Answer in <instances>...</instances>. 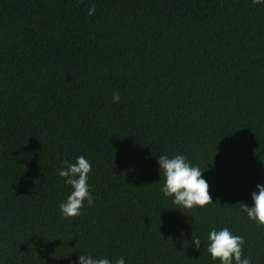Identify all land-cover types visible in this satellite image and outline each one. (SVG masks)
I'll list each match as a JSON object with an SVG mask.
<instances>
[{
	"label": "trees",
	"instance_id": "1",
	"mask_svg": "<svg viewBox=\"0 0 264 264\" xmlns=\"http://www.w3.org/2000/svg\"><path fill=\"white\" fill-rule=\"evenodd\" d=\"M161 155L200 167L213 204L165 197ZM80 156L94 200L66 218L58 173ZM258 184L264 2L0 0V264H219L224 227L264 264L242 210Z\"/></svg>",
	"mask_w": 264,
	"mask_h": 264
},
{
	"label": "clouds",
	"instance_id": "2",
	"mask_svg": "<svg viewBox=\"0 0 264 264\" xmlns=\"http://www.w3.org/2000/svg\"><path fill=\"white\" fill-rule=\"evenodd\" d=\"M264 0H252V3L260 4ZM95 5L89 8V15L95 14ZM121 97L118 92L113 94V102L118 103ZM157 162L160 174L163 173L164 183L161 192L165 197H171L173 203L178 208L193 209L194 207L203 208L213 204L209 192V185L202 178L203 171L198 166H192L184 155H175L169 158L161 155ZM92 166L84 157L80 156L75 163L65 161L62 170L58 175L64 178V183L70 185L71 193L66 201L59 205V210L66 218H75L82 214L84 202L87 201L91 206L94 198L92 197L88 177ZM254 206L248 207L242 204V210L247 214L249 220L254 221L259 226L264 227V186L257 185V191L252 193ZM209 245L207 252L213 261L219 264H251V258L245 257L243 253L244 237L234 235L229 228L212 230L208 235ZM197 250L200 249L201 241L193 238L192 241ZM78 264H110L109 259H94L89 255H81ZM115 264H125L123 257L117 258Z\"/></svg>",
	"mask_w": 264,
	"mask_h": 264
}]
</instances>
